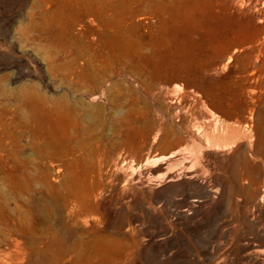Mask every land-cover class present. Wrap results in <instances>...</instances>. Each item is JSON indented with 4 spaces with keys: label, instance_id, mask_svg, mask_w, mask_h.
<instances>
[{
    "label": "rangeland",
    "instance_id": "374dc122",
    "mask_svg": "<svg viewBox=\"0 0 264 264\" xmlns=\"http://www.w3.org/2000/svg\"><path fill=\"white\" fill-rule=\"evenodd\" d=\"M213 1L212 22L243 27L196 87L172 78L200 67L196 42L171 30L166 49L139 46L152 9L109 48L112 12L93 23L61 0H0L1 250L30 227L74 245L63 264H264V0ZM158 76L160 101L145 93ZM34 91L79 118L55 148Z\"/></svg>",
    "mask_w": 264,
    "mask_h": 264
},
{
    "label": "bare ground",
    "instance_id": "6f19581e",
    "mask_svg": "<svg viewBox=\"0 0 264 264\" xmlns=\"http://www.w3.org/2000/svg\"><path fill=\"white\" fill-rule=\"evenodd\" d=\"M62 3L72 6H83V13H76V19L82 18L84 15H89L94 23L108 12L110 21L104 24L106 30V45L113 48L116 45V37L120 31V27L124 19H130L137 12L144 10H153L158 16V25L156 35L149 40L139 33V46L145 41L155 48L166 49L169 46L168 33L173 31L174 37H183L191 46L196 42L195 47L202 56L200 67L195 71L179 70L172 78L188 83H193L196 87L201 84L198 79H201L205 71L212 67L215 60L230 47V37L228 32H234L236 27L242 28L241 24L233 26L231 24L220 25L212 22L215 14L212 12V7L215 4L213 0H61ZM155 5V6H154ZM213 5V6H212ZM121 10L122 12H120ZM96 28H90V31ZM138 30V25L136 24ZM260 33L259 28L249 36L256 39ZM195 36H197L195 38ZM158 48V49H157ZM96 58H101L95 53ZM230 58V56L228 57ZM119 56H108L101 61V67H105L109 74L113 72L114 64L117 65ZM167 66V63L159 64ZM88 80L92 82V88L95 90V78L89 76ZM166 77H154L145 88V93L151 97H155L157 101L160 98L154 94L156 83L166 82ZM180 88V87H179ZM37 105L43 109L44 117L40 118L39 127H41L42 136L45 137V142L49 143L52 148L60 143L56 140L57 133L61 132L66 136L68 128L79 129V118L72 106L66 101L57 103V110L50 109L48 106V97L39 91H34ZM199 95V92H195ZM212 115L211 113H209ZM215 125V124H214ZM49 133V134H48ZM258 134V132H257ZM170 156L167 155V157ZM10 217H6L4 221L9 224ZM35 217L28 219L29 223H33ZM22 228V227H21ZM19 238H14L8 245L6 250L0 249V264H63L62 261L66 254H71L75 247L69 243L64 235L58 231H54L50 237L36 235L33 228L17 231ZM108 235L102 233L98 235V239H107Z\"/></svg>",
    "mask_w": 264,
    "mask_h": 264
}]
</instances>
